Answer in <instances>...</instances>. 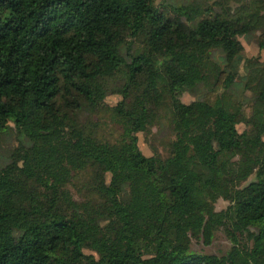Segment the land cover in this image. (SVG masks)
<instances>
[{
	"label": "trees",
	"instance_id": "16d2710c",
	"mask_svg": "<svg viewBox=\"0 0 264 264\" xmlns=\"http://www.w3.org/2000/svg\"><path fill=\"white\" fill-rule=\"evenodd\" d=\"M238 1L0 0V139L19 136L0 163V264H264V63L233 71L239 35L264 48V0ZM161 86L175 137L147 155ZM110 93L115 141L86 117ZM230 225L247 240L228 254L192 248Z\"/></svg>",
	"mask_w": 264,
	"mask_h": 264
},
{
	"label": "rangeland",
	"instance_id": "374dc122",
	"mask_svg": "<svg viewBox=\"0 0 264 264\" xmlns=\"http://www.w3.org/2000/svg\"><path fill=\"white\" fill-rule=\"evenodd\" d=\"M231 2L236 5L240 1L231 0ZM259 34L260 30L257 29L250 33L239 35V38L244 45V49L237 56L233 64V71L237 79H240L246 73V58H253V62L255 63V65L258 63H264V48L261 47L259 43ZM195 98L196 96L189 91H183L181 94V99L185 101L186 104H189ZM119 99H121L120 94L110 93L105 98L106 103L110 106L103 105L95 110L91 115L86 116L87 118L89 117L94 121H100L101 133L112 141L118 140L121 137L122 133L121 125L114 120L111 111V105L117 103ZM156 100L157 104L151 110L152 122L149 125V129L147 131L138 132L139 145L143 152L147 155L154 154L157 151L163 156H166L170 150L169 142L175 137L172 124L173 114L171 110V96L169 95L168 89L161 86L159 88V92L157 93ZM244 108L246 114L248 115L251 112L250 106L246 105ZM129 109L130 106L126 103L121 110L124 111ZM237 127L240 131H243L245 128H247V124L245 121H240L237 124ZM18 137L19 136L14 131H10L9 133L1 136L0 163H5L6 161L10 160L11 150L19 143ZM254 176L255 174H251L248 180H246L245 182L249 181ZM69 187L73 190L75 196L78 197L79 195L76 185H74V183H71ZM229 203L230 199H226L221 196L216 200L215 207L216 209H222L227 207ZM235 236H238L242 242L247 240L246 234H241L240 231L234 228V226L230 225L222 226L217 229L210 242H206L203 235H192L191 246L193 249L202 253L222 256L228 254V252L237 245ZM86 251L89 252L91 250L87 248ZM95 254L99 256L97 252H95ZM99 257L102 259V261H106L105 257Z\"/></svg>",
	"mask_w": 264,
	"mask_h": 264
}]
</instances>
